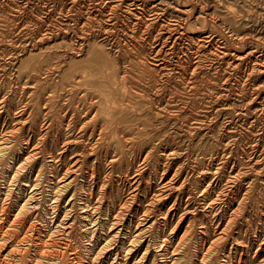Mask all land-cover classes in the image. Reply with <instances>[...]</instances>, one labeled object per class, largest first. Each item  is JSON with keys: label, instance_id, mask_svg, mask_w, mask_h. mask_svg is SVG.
Instances as JSON below:
<instances>
[{"label": "rangeland", "instance_id": "obj_1", "mask_svg": "<svg viewBox=\"0 0 264 264\" xmlns=\"http://www.w3.org/2000/svg\"><path fill=\"white\" fill-rule=\"evenodd\" d=\"M94 1L88 4L93 7L97 4ZM162 1L177 4L182 0ZM199 1L207 6L209 13L214 12L220 18L218 26L214 29L219 36L215 45L219 50L223 48L231 54H247L249 48L264 51V0ZM25 3H28V7ZM64 4L62 0H0V189H5L4 195L8 191L13 197L5 203L0 201V207L8 206L11 217L18 214L19 203L22 206L25 203L29 209L26 211L32 212L34 218L24 215L14 222L13 217H9L0 230V242L4 238V244L11 241L16 243L17 240L21 242L24 236L28 237L23 224L25 227L34 226L37 231L57 235L65 232L66 228L74 223L75 226H72L75 232L72 237L67 239L59 236V241L56 242L61 245L58 244L56 248L58 250L59 245L62 248L64 242L67 245L72 244L86 264H94L92 262L105 244L106 234L112 229L114 218H126L128 221L124 235L115 239L117 245L119 239L133 240L132 233L141 221L139 217L134 219L133 214L128 212L130 207H141L140 215L150 210L156 220L163 221L164 215L174 205L178 193H173L174 197L169 195V189L173 185L179 189L186 184L194 190L200 183H215L218 186L217 193L223 196L230 194L235 209L240 203L242 210L234 217L236 221L232 218L234 221L229 228L227 225L232 213L229 210L224 217H212L211 227L198 217L193 224L195 230L192 236H189L190 248L184 261L188 262L194 254L201 236V228H209L205 237L208 244H213L218 240V226L223 230L227 227V241L216 243L213 264H225L226 257L241 259L243 264H261L264 252L262 259L254 258V252L264 245V216L261 215L264 208V113L258 123L251 124V119L254 112L264 110V80L256 81L254 92L252 87L246 90L244 85L249 81L252 84L254 79L239 78L240 72L232 70L225 62H219V69L214 73L208 70L199 72L198 81L210 86L215 84L218 89V103L207 113H198L191 104L187 105L178 98L176 90L180 87L176 83L168 89L161 87L165 92H161L160 99L152 101L153 107L148 104L150 100H138L140 118L146 120L142 126L145 131L143 142L131 147V151H124L120 146L114 145L116 140L109 135L112 139L106 137L101 148L93 152L96 140L80 139L75 128L80 120L77 114L86 118L88 116V120H91L96 115L92 113L94 109L85 106H82L81 110L80 107L78 109V105L73 101L75 95H70V91L61 92L63 84L68 85L66 90L71 89L69 83H63L64 80L72 79L77 70H86L89 59L76 57V43H63L57 36L61 20H64L61 25L68 23L72 30L78 26L75 12L68 9L62 11ZM224 24L238 31L237 34L244 38L241 45H234L226 36ZM122 25L124 22H119L114 31L120 32ZM190 32L199 33L197 30ZM49 33H54L53 40H50L52 42H37L36 38ZM98 53V62L103 64L108 61L104 52ZM135 57L136 54L130 52L127 60L132 58L131 62H135ZM110 61L114 63L113 60ZM205 66L208 68L209 64L206 62ZM95 73L98 78L93 80L90 86L106 91L107 95L112 93L115 110L110 107L112 101L107 103L103 97L100 101L107 114L108 109L114 110L116 118L121 117L122 111L126 109V100L119 91L121 87L116 85L119 84V73L116 68L111 70L107 66L95 69ZM141 90L140 95L153 96L148 87ZM258 90L262 96L259 104L250 105L253 99L250 96L255 95ZM82 110H85L84 115ZM106 118L101 116L97 120L99 127L104 124ZM127 119L130 121L132 118ZM110 139L112 142H109ZM137 154L140 155L139 161L135 159ZM112 160H115V164H111ZM92 170L97 172L94 180L90 178ZM16 171L21 172L16 174ZM137 175H141L142 182L136 188L131 186V181ZM73 180V186L60 192V187ZM249 185H253V191ZM135 192L138 193L136 199ZM154 199L159 201L154 202ZM161 201H166L162 212L159 205ZM183 208H187L189 218L180 225L176 233L179 237L189 226L190 217L202 216V208L191 201L190 204L183 205L170 229L163 224L160 235L153 236L157 238L155 242L161 243L164 240L169 246L168 260L176 248L175 238L170 232L178 218L184 215ZM85 211L95 214V219L99 221L95 224L86 223ZM154 218L147 227L154 222ZM129 221L135 223L130 225ZM145 236L140 255L144 253L147 241L152 235ZM122 252L121 254H124ZM161 260L160 258L157 262L162 264ZM151 262L152 258L149 264ZM118 264L126 263L119 261Z\"/></svg>", "mask_w": 264, "mask_h": 264}, {"label": "bare ground", "instance_id": "obj_2", "mask_svg": "<svg viewBox=\"0 0 264 264\" xmlns=\"http://www.w3.org/2000/svg\"><path fill=\"white\" fill-rule=\"evenodd\" d=\"M62 1H64L65 3L63 5L64 8L62 9V11H66V9H68L70 12H75L77 15L75 21L78 26L76 29L72 30L71 25H69L68 23H63V25H61V22L64 21L61 20L60 27L58 29L59 35L57 36L61 38V41H63V43H76V57H87L89 59L87 63L88 68L86 70H77L75 71V73H73L72 79L64 80L63 83H69V88L71 87V89L66 90L68 85L66 86L65 84H63L61 92L68 93L70 91V95H75V99L73 101L74 104L78 105V109L79 107L80 110L83 109L82 106H85V108L87 107L88 109H94L92 113H96V115H94L93 119L88 120L89 117L87 115V118L85 116L84 118L83 116H81V114H77L80 117V120H78L77 124L75 123V129L78 132L80 139L87 138L89 141L96 140L93 152H97L96 149H99L106 137H112L113 139H115L116 142L114 143V145H116L117 147L120 146V148L124 151H131V147H136L138 146L139 142H143V139H145V131L143 130L142 126L143 122H146V120L140 118L138 100H150L148 104L153 107L152 101L161 98V92L164 90L161 89V87H165V89H168L172 85H174V83H176L180 87L179 90H176L178 92V98L186 102L187 105L191 104L193 109L197 110L198 113H207L211 107L218 103V89L215 84H212L210 86L198 81L199 72L208 70L214 73L219 69V62H225L226 65L229 66V68L234 71L240 72L239 78L243 77L247 80L254 79L252 84L249 81L244 85L246 90H250V88L252 87V91L254 92L255 90L253 88L256 87V81L261 79L264 80V51L259 52V50L257 49L249 48V53H241V55L228 53L223 48L219 50L215 46L217 44L216 39L219 36H217V33L214 32V29L216 28L215 26H218L220 18L214 12L209 13L207 6L202 4L199 0H177L179 1L177 4L167 3L162 0H143L142 2H139L138 0H95L94 3L96 4L97 2V4L93 7L88 4L91 3L92 0ZM25 6L28 7V3H25ZM99 7L100 9L98 10ZM109 12L111 14L107 15V13ZM63 16L64 18H66L65 15ZM121 21L124 22V25L121 26V31L117 33L116 31H114V29ZM224 25L225 26L223 27V29H225L226 36H228V38L234 45H241L244 41V38L240 37L237 34L238 31H236L235 29L233 30L230 26H227L226 24ZM194 30H197L199 33L193 34L192 32H190ZM206 30H208L209 33H204ZM53 34L54 33L41 35L36 38V40L39 43H50L52 42L50 40H53ZM98 51L104 52L107 55V62H103V64H101L97 61L99 54ZM130 52L136 54L135 62L133 61L134 63L131 62L132 58L130 59V61L127 60L128 53ZM110 60H113L114 63H112ZM206 62L209 64L208 68H206L205 66ZM104 66H107L111 70L113 68H116L117 72L119 73V80H117L119 84L116 85H119L121 87L119 91L123 93V96L126 100V107H124L126 109L125 111H122L123 115L119 118H116L115 116L116 111L114 110L116 107L112 101L113 94L111 93V95H107L106 91H101L90 86V83L98 78V75L96 76L95 69H100ZM145 78H147V80ZM145 87H148L152 91L154 99L152 95H140V93L142 92L141 88ZM102 97L103 99L105 98L107 103H110L112 101L110 107L114 108V110L110 111L108 109V114L105 111L104 105L101 103L102 101H100ZM250 98H253L252 104L250 105L259 104L258 101L262 98L260 90H258L255 95L250 96ZM96 99L99 102L95 101ZM81 113L84 115L85 110H82ZM263 113L264 110L262 109L254 112L251 119V124L258 123L260 117L263 116ZM101 116H106L107 120H104V124L99 127V121L97 120ZM127 118L132 119L128 121ZM86 120L88 121L85 122ZM111 121L113 123H111ZM109 142H112V140ZM135 159L139 161L140 155L137 154ZM80 164L81 160L79 159L78 165ZM111 164H115V160H112ZM11 169L14 170V167H12ZM21 171H16V174L18 172L20 173ZM41 172L43 171L41 170ZM96 177L97 172L95 170H92L90 178L94 180ZM74 180L69 182L64 187H60V192L73 186ZM141 182V175H137L134 177V179H132L131 186L137 188L141 184ZM34 186H36V184ZM249 186L250 190H252L253 185ZM3 190L5 189H0V201H3L4 203L7 200L11 201L13 197L8 194V191H6V194L4 195L3 193L5 192H3ZM169 190L170 196L172 195L174 197L173 193H178L176 195L175 202L172 208H170L165 215L163 214V221L156 220V218L152 216L153 213H151L150 210H147L142 213V215H140L141 207L138 208V206L131 205L132 207L129 208L128 212L130 214H133L134 219L136 217H139L141 221V223H139V225L135 228V232L132 233L133 240L129 241V239L124 238L121 241V239H119V244L117 245L115 239L117 240L124 235V231L128 221L126 218H114L112 229L108 231L109 233L106 234L104 241L105 244L99 250V253L96 256L95 260H92L93 262H91L94 264H106V262L108 261L109 264H118L119 261H122L126 264H130L131 262H133V264H149L152 258L151 264H159V262L157 261H159V259L161 258L162 264H213L212 262L215 258L214 256L216 255V243H220L222 240H226V234L228 233L227 227H230L231 223H233V221L235 220L234 217L239 211L242 210L241 204H237V209H235L236 207L235 205H233L234 200L231 199L230 194L224 196L218 194V186L215 183H209L206 185L200 183L194 190L191 189V186H186V184H183L179 189L175 188L173 185ZM75 192L77 193V190ZM137 192L134 193V199L138 197ZM231 192L232 191L230 189L229 193ZM186 196H188L187 200H185ZM166 198L167 195L165 197V200ZM162 199L164 200V198ZM156 201H159V199H156ZM156 201L154 199V202ZM191 201H194L196 205L198 204V206L202 208V216L190 217L191 222L190 224H188L189 226L185 230L184 234L179 237V235H177L176 233L179 230L180 225L189 218V213H187V208L189 207L183 208V210L185 211L184 215H182L181 218H178L176 225L171 229L170 232L171 235H173L175 238L174 242L176 248L174 249L173 255H171L170 257V260H168L167 255H170V251L168 248L169 246L165 244L164 240L161 243L155 242V239L157 238L153 236L160 235V228L163 224L165 227H169L170 229L183 205L190 204ZM28 202H30V200ZM165 202L166 201L159 202V205L162 207L161 212L163 211V205L165 204ZM26 210H29L28 206L25 203L23 206L19 203L18 214L16 213L17 215L11 216L14 219L13 221L15 222L24 215H29L31 219H34L33 213L27 212ZM228 210L232 212L229 215L231 216L230 221L228 225L225 224L227 225V227L225 226L226 228L224 230L217 226V242L208 244L205 233H207V229L209 228L201 226V236L198 243L196 242L197 245L194 249V254L191 256L188 262L184 261L185 254L190 248L189 236H192L195 230L193 224L198 220V217H201L203 221L208 223V225H210L211 227L213 226V224L211 225L212 217H224V214H228ZM262 212L263 214L261 215L264 216V208ZM84 213L87 215L86 218H84L86 223L88 222L89 224H95L99 221V219H95V214H91L90 211H85ZM9 217L10 213L8 206L4 205V207H0V230L3 229L4 221L9 219ZM152 218H154V222L147 227V225L152 222ZM25 222L27 221L25 220ZM129 222L130 225H133L134 221ZM262 224V231L264 232V218L262 219ZM72 225L75 226L74 223ZM72 225L67 227V230L65 232L62 231L63 233L60 232L59 234L57 233V235L55 233L54 235L50 234L49 232L37 231V228L35 229L34 226L32 227L26 225L25 227V225L23 224L25 234L28 237L24 236L23 240L21 239V242H18V240V243H15V241H5L7 243L4 244V238L1 239L0 262L2 264H86L82 259V256H80L77 250L73 247L74 245H67L64 242V244L66 245L64 247V244H62L64 248H61L60 242H56V240L59 241V236H63L64 238L66 237L67 239L72 237L75 232ZM141 226L145 227L142 228ZM6 234L9 233L6 232ZM147 234H151L152 236L150 240L147 241V247L145 246L146 249L144 250V253L140 255L141 247H143L144 244L143 240L144 237H146L145 235ZM75 238L76 237L74 235V239ZM13 240H15V238ZM58 244H60V249L58 248L59 251L56 248L58 247ZM121 251H123L122 253L124 254H121ZM263 252L264 245H262L260 249L255 250L254 258L257 257L258 259H262ZM258 255L261 256L259 257ZM224 263L243 264V261L241 259L239 260L236 258L234 259L226 257V261H224ZM260 263L264 264V258Z\"/></svg>", "mask_w": 264, "mask_h": 264}]
</instances>
